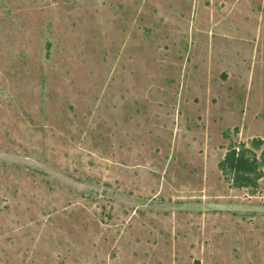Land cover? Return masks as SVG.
Listing matches in <instances>:
<instances>
[{
    "label": "rangeland",
    "instance_id": "374dc122",
    "mask_svg": "<svg viewBox=\"0 0 264 264\" xmlns=\"http://www.w3.org/2000/svg\"><path fill=\"white\" fill-rule=\"evenodd\" d=\"M239 144L264 0H0V264H264Z\"/></svg>",
    "mask_w": 264,
    "mask_h": 264
},
{
    "label": "trees",
    "instance_id": "16d2710c",
    "mask_svg": "<svg viewBox=\"0 0 264 264\" xmlns=\"http://www.w3.org/2000/svg\"><path fill=\"white\" fill-rule=\"evenodd\" d=\"M261 145L262 140L259 139L251 142L254 150L260 149ZM253 149L244 144L231 145L219 162V169L229 176L235 188H256L264 175V150L257 157Z\"/></svg>",
    "mask_w": 264,
    "mask_h": 264
}]
</instances>
